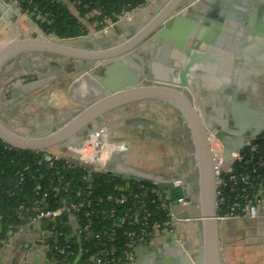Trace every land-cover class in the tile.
Instances as JSON below:
<instances>
[{
    "label": "water",
    "instance_id": "water-1",
    "mask_svg": "<svg viewBox=\"0 0 264 264\" xmlns=\"http://www.w3.org/2000/svg\"><path fill=\"white\" fill-rule=\"evenodd\" d=\"M164 2L144 11L145 19L138 15L141 22L135 27L117 25L110 34L62 38L48 36L25 14L17 19L28 20L33 33L21 34L14 22V0H0V84L10 87L0 90L5 97L0 139L18 150L58 154L67 153L71 143L81 146L96 129L110 127L112 140L122 142L125 160L108 162L103 173L124 180H157L175 203L186 195L196 201L174 205L178 217L191 219H176V233H169L158 248L137 246L135 264H228L209 137L214 134L224 146V172L236 161L234 153L264 132L263 100L253 103L259 95L255 89L263 92L264 78L259 75L244 88L245 94L240 91L247 72L260 67L247 52L264 49V3ZM205 75L218 84H208ZM7 77L14 81L6 83ZM199 78L204 83L195 88ZM202 88L206 97L200 98ZM207 100L218 117L225 113L235 127L218 128L209 121ZM28 104L38 110L34 117L9 111L13 105L30 113ZM256 121H261L259 129L245 134ZM178 126L187 130L189 142L186 134L173 133ZM174 145L181 149L177 152ZM145 151L160 157L147 161L142 170L136 161L147 156ZM154 163L169 166L174 178L184 176L183 188L175 191L161 181ZM189 170L196 173L192 180Z\"/></svg>",
    "mask_w": 264,
    "mask_h": 264
},
{
    "label": "built area",
    "instance_id": "built-area-1",
    "mask_svg": "<svg viewBox=\"0 0 264 264\" xmlns=\"http://www.w3.org/2000/svg\"><path fill=\"white\" fill-rule=\"evenodd\" d=\"M23 1L14 0V14H25L35 22L34 14L21 7ZM70 1L75 8L83 6L87 10L81 16L88 29L84 35L110 34L117 25L133 27L139 19L138 15L142 13L145 16L144 11L149 7L164 2L120 0L121 7L108 13L101 5L102 2H94L91 6L83 0ZM37 18L41 19L42 16L38 15ZM113 133L110 127L96 129L81 146L71 143L67 153L42 152L32 163L36 167L33 176L36 183L32 188L34 198L22 202L16 208V215L21 222L18 228L30 229L35 236V245H41L46 252L52 249L55 255H60L59 259L49 257L44 264H135L137 246L143 245L154 250L169 233H176V219H191L178 217L173 207L194 205L196 201L186 195L175 203L157 180L151 181L154 186L150 187L125 183L115 186L113 192L97 193V176L108 169V162L125 160L122 142L113 141ZM209 139L215 160L217 206L221 219H264V174L259 172V168L264 170V132L259 139L249 141L241 152L234 153V164L252 165V171L237 172L231 166L222 172L225 163L224 146L214 134ZM31 169V165H28L18 171L20 182L26 181ZM43 170L53 171L57 183L53 184V179L52 184L46 188L43 184ZM77 170H81L77 177L68 178L70 172ZM161 177V181L170 183L175 191L183 188L184 176L174 178V174L167 170ZM227 189L235 194V201L229 206L230 212L224 215L222 206L229 201ZM51 196L60 198L55 207L50 205ZM157 211L165 212L166 217L157 218ZM60 222L66 230L58 229L57 224ZM49 223L54 225L49 228ZM122 232L127 239V246L121 240ZM11 233L12 230L8 236ZM59 238L63 239V243L57 242L52 246ZM90 240L94 241V250L90 246L83 247ZM3 241L9 244L8 237ZM74 241H78L82 248L77 250ZM83 255H87L84 263L81 261Z\"/></svg>",
    "mask_w": 264,
    "mask_h": 264
},
{
    "label": "trees",
    "instance_id": "trees-1",
    "mask_svg": "<svg viewBox=\"0 0 264 264\" xmlns=\"http://www.w3.org/2000/svg\"><path fill=\"white\" fill-rule=\"evenodd\" d=\"M24 0L21 4L23 9H29L34 14L35 22L41 27V29L47 34H56L62 38L78 37L87 34L88 29L85 23L82 22L81 16L85 15L86 8L83 6L76 7L72 5L70 0ZM84 3H89L91 6L94 2H102L108 13H113L121 7L122 1L120 0H83ZM42 16L38 19L37 16ZM42 152L36 151H24L15 149L0 139V239H6L10 230L17 229L21 222L16 215V208L24 201L32 200L34 193L32 191L35 185V170L36 167L32 165L34 160L38 158ZM31 165V171L28 173L26 181L20 182L17 176L18 171L23 170L26 166ZM237 172L252 171V165H244L241 163H235L232 165ZM259 172L264 174V170L259 168ZM37 173V172H36ZM81 173V170L72 171L68 178L72 176L77 177ZM44 180L43 184L48 188L52 184L54 179L57 183L56 175L53 171L43 170ZM36 176H38L36 174ZM97 193L105 194L115 191V186L130 183L131 185L144 184L147 187L154 186L149 180L138 182L135 180H124L115 176H110L106 173H100L97 176ZM257 183V182H256ZM226 194L229 197V201L222 206V214L227 215L230 212L229 206L235 201V194L229 189L226 190ZM60 201L59 197L51 196L49 199L52 207L57 206ZM156 210V207L153 205ZM157 218L164 219L166 213L163 211H157ZM54 224L49 223L47 227L51 228ZM58 229L66 230V227L60 222L57 224ZM121 240L123 245L127 243V239L121 233ZM63 243V239L59 238L52 243ZM122 244V243H121ZM73 245L79 250L82 245L77 241L73 242ZM91 247V250L95 249L94 241H86L84 248ZM127 246V244H126ZM129 246V245H128ZM49 257L59 259L60 255H55L54 250L48 251ZM87 255H83L81 258L82 263L86 262ZM60 264V263H59Z\"/></svg>",
    "mask_w": 264,
    "mask_h": 264
},
{
    "label": "crops",
    "instance_id": "crops-1",
    "mask_svg": "<svg viewBox=\"0 0 264 264\" xmlns=\"http://www.w3.org/2000/svg\"><path fill=\"white\" fill-rule=\"evenodd\" d=\"M165 2L161 3L162 6ZM159 5V6H160ZM159 9V7H156ZM146 15L143 16L145 19ZM140 20V19H139ZM137 23V22H136ZM206 81L211 86H216L218 81L210 75H205ZM199 78V82L194 85L197 87L200 82L204 83V79ZM201 83V84H202ZM200 86V85H199ZM196 90V89H195ZM204 88L199 91L201 96L206 97ZM160 156L157 154L156 158L152 157V160H157ZM158 165L161 168V172L158 168V173L162 174L167 169L160 163ZM164 168V169H163ZM248 224L250 227H256V234L249 238L248 231L244 226ZM223 237L225 247L223 249L225 261L228 264H237L239 261L244 263L263 264L262 260L255 257L254 246L261 243L264 244V219H227L223 221ZM34 234L30 229L18 228L15 231L12 230L10 236H8L9 244H4L5 239H0V264H44L49 258L48 251L46 252L41 245H35ZM7 239V238H6ZM165 240H162L159 246L163 245ZM158 246V247H159ZM157 247V248H158Z\"/></svg>",
    "mask_w": 264,
    "mask_h": 264
},
{
    "label": "flooded vegetation",
    "instance_id": "flooded-vegetation-1",
    "mask_svg": "<svg viewBox=\"0 0 264 264\" xmlns=\"http://www.w3.org/2000/svg\"><path fill=\"white\" fill-rule=\"evenodd\" d=\"M258 1H260V2H263L264 3V0H258ZM253 5H254V3H253ZM262 10H264V8L262 9ZM251 12V11H250ZM264 13V12H263ZM261 14L260 13V17H261V19H262V23H261V27L262 28H264V14ZM136 24L134 25V27L137 25V24H140V20L138 19V20H136ZM260 24V23H259ZM247 26L249 25L248 23L246 24ZM262 41V43L264 44V42H263V39L261 40ZM259 50V49H258ZM260 51V50H259ZM150 61H152V60H150ZM153 61H156V60H153ZM254 61V60H253ZM258 63V65H260V67H259V69H261L262 68V65L264 66V63H260V62H256V64ZM16 69H20L19 68V66L18 65H16ZM250 72H255V70H253V71H249V73ZM9 78L10 77H7V78H5V80H6V83H8V82H10L9 81ZM11 79V81H14V78H10ZM257 79H259V75L257 74H253V75H251L250 76V78L249 79H247V80H244V84H242L241 86V88H240V91L242 92V93H246L245 92V90H244V88L246 87V86H248L249 88L251 87V85H253V84H255V81L257 80ZM14 83V82H13ZM3 87H5L4 89L6 90L7 89V91L10 89V87H9V85H7V84H5L4 86L3 85H1L0 84V90L3 88ZM205 90V89H204ZM204 96H200V98H203ZM5 98V97H4ZM255 98V100H254V102L253 103H255V101L257 100V99H259V97L257 98V97H254ZM263 99H264V97H263ZM262 99V100H263ZM210 103H211V101L210 100H207V102H206V104H205V108H206V110H207V116H208V120L209 121H211V122H213V123H215V125H216V127H218V128H223L222 127V125L223 126H225V127H227V126H229V127H235V123H234V120L230 117V116H227L225 113H223L222 115L223 116H219L218 117V114H217V112H215L214 110H213V108H212V106L210 105ZM263 106H264V100H263ZM28 106H30L29 104H28ZM5 107V106H4ZM1 109H2V112H3V110H4V108H3V105H2V107H1ZM9 111H10V113L12 114L13 112H18L19 110L17 109V108H15L13 105H11L10 107H9ZM216 119H220L221 120V123H220V125H218V124H216ZM261 120H262V122H264V117H262L261 118ZM260 125H261V121H256V122H254L248 129H247V131L245 132V134H252V133H254L255 131H257L258 129H259V127H260ZM173 133L174 134H176V135H185V139L184 140H186L187 139V142H189V135L187 134V130L186 129H184V128H182V127H180V126H178V127H175L174 128V131H173ZM182 138V137H181ZM182 140V139H181ZM175 147H176V149H177V152L181 149V148H179L178 147V145H174ZM184 150L185 151H187V146L186 145H184ZM178 154V153H177ZM187 158H189V156H187ZM188 162V159H185V160H183L182 162H181V164L183 165V164H185V163H187ZM195 176H196V173L194 172V171H191V170H189V174H188V178L189 179H194L195 178Z\"/></svg>",
    "mask_w": 264,
    "mask_h": 264
},
{
    "label": "rangeland",
    "instance_id": "rangeland-1",
    "mask_svg": "<svg viewBox=\"0 0 264 264\" xmlns=\"http://www.w3.org/2000/svg\"><path fill=\"white\" fill-rule=\"evenodd\" d=\"M17 17H19V14H14V22L18 21L17 25L19 27L20 33L21 34H26V35H31L33 33V28H32V25L29 23V21L26 20V19L18 20ZM23 31H25V32L23 33ZM60 79H62V78L60 77L59 80ZM9 81H11V79H9ZM3 99H4V94H3V92L0 91V110H1V107H2ZM70 107L72 108L74 106H70ZM29 109H30V113L29 112L27 113V108L22 107V109L19 110V113L21 115H25V116L29 115L30 117H34L36 115V113L38 112V110L36 109V106H33V107L29 106ZM68 112H69L68 109L65 110L64 111L65 115ZM28 121H24V125H26ZM144 155H147L146 157H144V159H140V160L137 159V161H136L137 167L140 168V169L142 168V170H145V168L149 165V163L147 161H152V156H151L150 152L145 151ZM145 158H147V159H145ZM158 169L161 172V168L158 167ZM244 228L248 231V233H250L249 234V238L254 236V234H256L255 229L257 230V228L255 226L254 227H250L248 224H246L244 226ZM256 236H258V235L256 234ZM252 246H254V252H252L253 255L255 257L259 258V260H262L263 264H264V244L263 243H261L259 245L255 244V245H252ZM237 264H251V263H244V261H239V262H237Z\"/></svg>",
    "mask_w": 264,
    "mask_h": 264
},
{
    "label": "bare ground",
    "instance_id": "bare-ground-1",
    "mask_svg": "<svg viewBox=\"0 0 264 264\" xmlns=\"http://www.w3.org/2000/svg\"><path fill=\"white\" fill-rule=\"evenodd\" d=\"M263 42H264V38H263ZM247 55L252 60H254L255 62L264 63V49L259 51L256 48H251V49L248 50ZM253 74H256V75L258 74V75H260V77L264 78V70L258 69V70H255V72H250V73L247 72L246 77H245V80L249 79L250 76L253 75ZM195 88H197V87H195ZM255 91H256V93L259 94V95L257 94L258 97L260 99H263V97H264V89H263V92L261 91V93H259L256 89H255ZM256 93H254V94H256Z\"/></svg>",
    "mask_w": 264,
    "mask_h": 264
}]
</instances>
